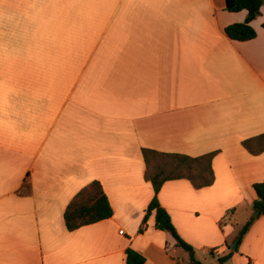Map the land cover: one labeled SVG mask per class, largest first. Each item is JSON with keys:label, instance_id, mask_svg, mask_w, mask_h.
Wrapping results in <instances>:
<instances>
[{"label": "crops", "instance_id": "crops-1", "mask_svg": "<svg viewBox=\"0 0 264 264\" xmlns=\"http://www.w3.org/2000/svg\"><path fill=\"white\" fill-rule=\"evenodd\" d=\"M261 11L241 41L225 28L248 11L226 0H0V264H125L128 248L190 264L154 212L140 231L155 195L143 148L216 152L212 184L167 180L158 199L196 259L220 264L264 181V151L242 144L264 133ZM93 180L113 215L69 230ZM255 218L223 264H264Z\"/></svg>", "mask_w": 264, "mask_h": 264}, {"label": "trees", "instance_id": "trees-1", "mask_svg": "<svg viewBox=\"0 0 264 264\" xmlns=\"http://www.w3.org/2000/svg\"><path fill=\"white\" fill-rule=\"evenodd\" d=\"M264 0H226V8L230 11H239L246 9L248 15L243 22L229 24L225 28L226 34L235 40L246 41L257 36V31L251 22L261 15ZM264 26V22H263ZM242 144L252 153L264 151V133L255 137L243 140ZM143 156L147 166V178L154 186L155 195L148 205L145 217L140 231L152 212L155 213V226L157 229L169 231L176 239L177 244L187 250L190 254V264H202L196 259L195 250L192 245L187 243L179 234L175 227L170 213L159 202L158 192L167 180L187 178L197 187L208 186L214 182V171L212 160L216 152H209L199 156H191L183 153L164 152L151 148H143ZM256 192V199L251 206V210L259 211L264 215V181L253 184ZM31 185L26 180L23 188L18 191L21 195H30ZM113 215V208L105 193L102 184L98 180H93L80 191H78L67 205L64 212V219L69 230H75L83 225L95 223L97 221L109 218ZM251 217L241 228V239L250 229L255 221ZM234 252L219 257L220 264L228 260ZM146 258L134 250H126L125 264H145Z\"/></svg>", "mask_w": 264, "mask_h": 264}, {"label": "water", "instance_id": "water-1", "mask_svg": "<svg viewBox=\"0 0 264 264\" xmlns=\"http://www.w3.org/2000/svg\"><path fill=\"white\" fill-rule=\"evenodd\" d=\"M258 215H259V211H255V212L253 213V216H254V217H257ZM240 239H241V234H239V235L234 239L232 245H230V249H231L232 251H234V250L236 251V250H237V247H238V244H239Z\"/></svg>", "mask_w": 264, "mask_h": 264}, {"label": "rangeland", "instance_id": "rangeland-1", "mask_svg": "<svg viewBox=\"0 0 264 264\" xmlns=\"http://www.w3.org/2000/svg\"><path fill=\"white\" fill-rule=\"evenodd\" d=\"M227 219H228V218H227ZM237 219H238V218H237ZM234 220H235V219H234ZM247 221H248V220H247ZM247 221H245V222H247ZM232 222H234V221L232 220ZM245 224H246V223H245ZM245 224H244V225H245ZM244 225H243V226H244ZM243 226H242V227H243ZM232 243H233V241L231 242L230 245H232ZM233 252H235V250H234ZM210 255H211V254H209L208 257H206V258H210ZM203 259H204V258H203ZM202 261H203V260H202Z\"/></svg>", "mask_w": 264, "mask_h": 264}, {"label": "built area", "instance_id": "built-area-1", "mask_svg": "<svg viewBox=\"0 0 264 264\" xmlns=\"http://www.w3.org/2000/svg\"><path fill=\"white\" fill-rule=\"evenodd\" d=\"M123 231H124L123 229L120 230L121 233H123Z\"/></svg>", "mask_w": 264, "mask_h": 264}]
</instances>
